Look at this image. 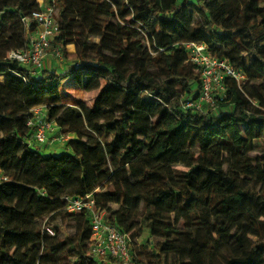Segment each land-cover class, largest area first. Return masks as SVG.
<instances>
[{
    "label": "trees",
    "instance_id": "16d2710c",
    "mask_svg": "<svg viewBox=\"0 0 264 264\" xmlns=\"http://www.w3.org/2000/svg\"><path fill=\"white\" fill-rule=\"evenodd\" d=\"M57 6L61 32L55 42L63 58L75 63L64 73L43 70L37 76L6 53L28 46L21 17L38 9V1L0 2V27L3 14L16 15L23 35L0 53V168L10 176L0 184V264H56L66 258L76 262L62 264L118 263L89 254L87 212L64 210L65 194L86 195L98 187L97 204L107 211L108 223L129 233L132 244L141 222L153 238L154 253L146 261L131 244L129 264H162L175 239L202 252L220 251L233 237L236 247L224 264H264V241L229 232L231 221L246 218L256 225L264 218V193L240 184L264 182V163L248 155L255 140H264V0H57ZM188 11L200 21L194 23ZM160 23L166 32L157 34ZM93 36L98 42H89ZM188 41L207 43L214 55L247 72L241 86L225 78L224 98L214 96L217 112L183 108L201 87V70L188 61ZM70 43L77 46L74 53L67 50ZM89 49L95 58L87 57ZM75 75L83 76L85 91L107 81L94 107L87 106L94 94L72 89L64 100L83 102H62L63 82ZM41 105L62 132L76 135L61 153L43 154L29 144L33 129L27 122L31 109ZM138 159L146 167L134 178L129 164ZM177 163L189 170L172 168ZM47 213L53 220H74L75 234L60 238L43 231L34 220Z\"/></svg>",
    "mask_w": 264,
    "mask_h": 264
},
{
    "label": "built area",
    "instance_id": "2783aa9c",
    "mask_svg": "<svg viewBox=\"0 0 264 264\" xmlns=\"http://www.w3.org/2000/svg\"><path fill=\"white\" fill-rule=\"evenodd\" d=\"M39 8L29 15L22 16L21 22L28 37V46L11 50L7 57L17 61L31 74H38L43 70L44 62L51 53L56 58H63V52L56 44V37L61 32L57 18V0H37ZM188 61L201 70V87L197 97L190 96L183 102L184 110L207 111L215 107L216 93L225 90V78L235 79L241 86L247 79V72L234 65L227 57L214 55L207 43L203 41H188L184 43ZM32 116L27 126L33 129L29 144L32 148H45L46 144L56 143L68 149V142L72 138L70 133L61 131L56 121L48 118L46 106H36L31 109ZM54 130H58L54 133ZM55 145V146H56ZM10 176L0 168V184L8 182ZM98 187L86 195L65 194L64 210L69 214L87 212L91 227L89 254L97 259L113 258L116 264H129L131 261V237L113 224L106 221L107 211L98 206L96 195L101 192ZM43 231L55 235L50 223H44Z\"/></svg>",
    "mask_w": 264,
    "mask_h": 264
},
{
    "label": "rangeland",
    "instance_id": "374dc122",
    "mask_svg": "<svg viewBox=\"0 0 264 264\" xmlns=\"http://www.w3.org/2000/svg\"><path fill=\"white\" fill-rule=\"evenodd\" d=\"M192 1H195V0H192ZM262 1L263 0H259V2H262ZM0 2H2V0H0ZM13 10L14 9H12L11 12ZM188 12L194 23H198L200 21V19L197 17V15L193 11H188ZM15 18H16V15H11V14H6V15L3 14L1 17V27H0V53L1 54H3L8 48L14 45V41H13V39L15 38L14 36H19V37L23 36L22 26L17 21V18L16 19ZM129 19L132 20V17H130ZM137 27L141 31L142 35L145 37L144 30L141 29L139 25ZM79 29H81V27L72 26V30H79ZM162 32H166V28L162 23H160L157 28V34H161ZM98 40L99 38L97 36H93L90 38L89 42L94 43V42H98ZM145 44H146L145 45L146 48L149 49L150 54L154 55L155 51L153 50L149 39L146 37H145ZM11 50L13 49L8 50L6 55H8V53ZM87 57L90 59L95 58L93 49L88 50ZM247 60L248 62H251L252 60L251 56H247ZM149 66L152 68V70L156 71V68L151 63H149ZM2 76L4 75H0V98L5 93ZM102 82L106 84L104 81ZM217 94H221L220 96L224 98L223 92L216 93V95ZM223 98L221 99L223 100ZM254 105L258 106V102L254 101ZM224 107H225V104H224ZM210 109H212L213 112H217L216 106ZM253 144H254L253 145L254 148L252 151L249 152L248 155L254 158H260L262 162L264 163V140L263 139L255 140ZM47 149L49 148L42 147V150L41 149L40 150L43 152H46ZM54 149L56 153H61L62 151H64L63 147L59 146L58 144L55 147L50 148L49 150H54ZM129 167L133 172V177L137 178L143 173L146 167V164L145 162L140 161L138 159L130 163ZM172 168L189 170V167L187 165H184L181 163L174 164ZM177 183L180 186V188L185 189L186 186H185L184 181L178 180ZM240 184L247 191H256L257 193H260V194L264 193V182H257L253 179H241ZM195 187L197 188L199 186H195ZM113 206L116 208L118 207V205L116 204H114ZM252 213L255 216H258L259 214V211L254 204L252 205ZM258 218L259 219L256 225L250 224L246 218L241 219L239 222L231 221L229 224V232L238 230L239 233L246 234L247 240L252 243L257 240L264 241V218L263 217H258ZM34 222L38 227L42 229L44 227L45 222L46 224L47 223L49 224L50 222V226L55 231V235H51L48 233L50 236H60V238H64L65 236H73L76 232L74 220L66 219L63 215H61L60 218L53 220L51 217V214L47 213L39 218H36ZM58 228H62L64 232L58 233ZM140 228H142L143 230L142 234L139 233ZM204 231H205L204 233L208 232L207 230H204ZM152 239L153 238L151 234L145 227V223L141 222V224H139L138 226V229L134 232V236H132V240H133L132 248H135L136 253L140 254L141 258L144 261H146V259L148 258V256H150V254L154 253V249H152L154 245L151 243ZM154 240L160 241V242L162 241V239H155V238ZM236 240L237 239L235 237L228 238L227 239L228 244L225 247L221 248L220 251L216 250L215 248H212V249H207L202 252H198L197 249H193V251H191V243L184 241V240L175 239V241L168 242V243H172L171 246H174V247H171L169 250H166L163 253L162 264H180L182 262H187V261H189L190 264H224L225 256L229 254L230 250L235 249L234 247H236ZM213 251H215L214 254L212 253ZM64 260L60 259V261L57 262L56 264L76 262V259L74 258H68V259L66 258Z\"/></svg>",
    "mask_w": 264,
    "mask_h": 264
},
{
    "label": "crops",
    "instance_id": "0c3cea01",
    "mask_svg": "<svg viewBox=\"0 0 264 264\" xmlns=\"http://www.w3.org/2000/svg\"><path fill=\"white\" fill-rule=\"evenodd\" d=\"M72 47V48H71ZM67 50L69 53H74L76 50H77V46L75 43H70L67 45ZM75 62L71 59H65V58H56L55 56H53V54H49L48 57L46 58L45 62H44V67H43V70L44 71H50V72H57L58 74H61V73H64L68 68L69 66H71L72 64H74ZM41 70L38 74H35L37 76L41 75L42 71ZM2 81L3 83H5V77L2 76ZM83 76H73V77H69L68 79H66L64 82H63V86L60 90V93H61V99H62V102L64 104H67V105H76V104H79L80 102H83V101H78V100H75V101H71V102H68L66 100H64V97H63V94L66 93L67 91H72V90H78V91H84L85 93H89V94H94L95 95V99L93 101L92 104H87V106L89 107H94V104H95V100L98 96V94L105 88V86L107 85V81L106 80H102L104 81L106 84H104L103 82H101V86L100 88L98 89H95V90H91V91H85L82 89V83H83ZM72 89V90H70ZM73 93V92H72ZM75 94V93H74ZM58 130H54V133H57ZM72 138H76V135H71ZM56 143H53V144H46L45 148H53L55 147ZM47 149L46 152H43V154H58L56 153L55 149L54 150H49Z\"/></svg>",
    "mask_w": 264,
    "mask_h": 264
}]
</instances>
